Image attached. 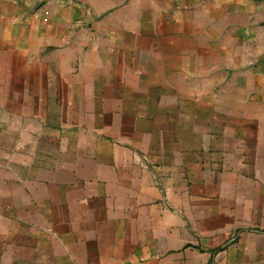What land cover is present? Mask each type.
Returning <instances> with one entry per match:
<instances>
[{"label":"crops","instance_id":"obj_1","mask_svg":"<svg viewBox=\"0 0 264 264\" xmlns=\"http://www.w3.org/2000/svg\"><path fill=\"white\" fill-rule=\"evenodd\" d=\"M0 264H264V2L0 0Z\"/></svg>","mask_w":264,"mask_h":264},{"label":"water","instance_id":"obj_2","mask_svg":"<svg viewBox=\"0 0 264 264\" xmlns=\"http://www.w3.org/2000/svg\"><path fill=\"white\" fill-rule=\"evenodd\" d=\"M254 1H256V2H264V0H254Z\"/></svg>","mask_w":264,"mask_h":264},{"label":"rangeland","instance_id":"obj_3","mask_svg":"<svg viewBox=\"0 0 264 264\" xmlns=\"http://www.w3.org/2000/svg\"><path fill=\"white\" fill-rule=\"evenodd\" d=\"M101 10H103V11H106V10H108V9H106V8H103V9H101Z\"/></svg>","mask_w":264,"mask_h":264}]
</instances>
